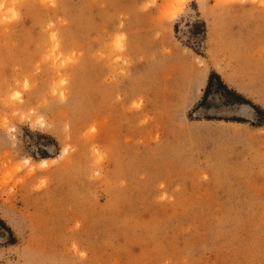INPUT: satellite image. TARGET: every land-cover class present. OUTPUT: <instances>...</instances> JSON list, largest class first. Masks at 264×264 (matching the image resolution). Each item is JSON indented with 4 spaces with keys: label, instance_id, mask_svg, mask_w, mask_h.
<instances>
[{
    "label": "rangeland",
    "instance_id": "obj_1",
    "mask_svg": "<svg viewBox=\"0 0 264 264\" xmlns=\"http://www.w3.org/2000/svg\"><path fill=\"white\" fill-rule=\"evenodd\" d=\"M0 264H264V0H0Z\"/></svg>",
    "mask_w": 264,
    "mask_h": 264
},
{
    "label": "trees",
    "instance_id": "obj_2",
    "mask_svg": "<svg viewBox=\"0 0 264 264\" xmlns=\"http://www.w3.org/2000/svg\"><path fill=\"white\" fill-rule=\"evenodd\" d=\"M213 77V76H212ZM212 77H210L208 84H207V88L205 91V96L207 95V93L209 92L211 86H212ZM218 88L222 89L225 96L228 98L227 103L230 104H235V103H248L247 101L243 100L235 91L229 89L225 84H223L222 82H218L217 83ZM204 96V97H205ZM253 107V109L255 110L256 114H259L261 111L258 107H256L255 105H251Z\"/></svg>",
    "mask_w": 264,
    "mask_h": 264
},
{
    "label": "bare ground",
    "instance_id": "obj_3",
    "mask_svg": "<svg viewBox=\"0 0 264 264\" xmlns=\"http://www.w3.org/2000/svg\"><path fill=\"white\" fill-rule=\"evenodd\" d=\"M243 107H245V106H243Z\"/></svg>",
    "mask_w": 264,
    "mask_h": 264
}]
</instances>
